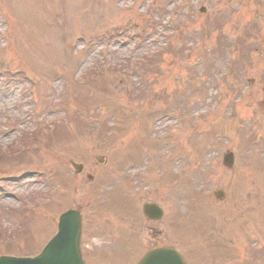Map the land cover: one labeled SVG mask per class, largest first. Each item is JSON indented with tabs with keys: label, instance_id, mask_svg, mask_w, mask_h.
Masks as SVG:
<instances>
[{
	"label": "rangeland",
	"instance_id": "obj_1",
	"mask_svg": "<svg viewBox=\"0 0 264 264\" xmlns=\"http://www.w3.org/2000/svg\"><path fill=\"white\" fill-rule=\"evenodd\" d=\"M262 185L264 0H0V255L74 208L86 258L134 264L157 202L189 264H264Z\"/></svg>",
	"mask_w": 264,
	"mask_h": 264
},
{
	"label": "water",
	"instance_id": "obj_2",
	"mask_svg": "<svg viewBox=\"0 0 264 264\" xmlns=\"http://www.w3.org/2000/svg\"><path fill=\"white\" fill-rule=\"evenodd\" d=\"M64 222H69V218H64ZM77 223V229L80 227V221L78 216H71V223ZM63 228V225H61ZM69 249L65 247V242L63 239L57 238V241L53 243L54 248L51 245L46 249L44 254L36 259L28 260H0V264H83L79 254V236L78 233L71 235L69 237ZM160 254L159 264H166L168 258L172 259V264H182L175 253H172L169 257L170 252H158ZM163 260V262H162Z\"/></svg>",
	"mask_w": 264,
	"mask_h": 264
}]
</instances>
